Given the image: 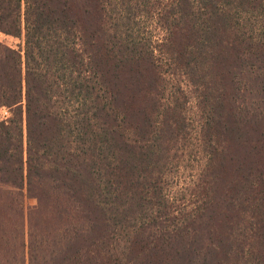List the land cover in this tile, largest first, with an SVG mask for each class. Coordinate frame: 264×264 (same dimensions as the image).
Listing matches in <instances>:
<instances>
[{
    "label": "trees",
    "instance_id": "trees-1",
    "mask_svg": "<svg viewBox=\"0 0 264 264\" xmlns=\"http://www.w3.org/2000/svg\"><path fill=\"white\" fill-rule=\"evenodd\" d=\"M23 31L0 182L37 204L0 264H264V0H0Z\"/></svg>",
    "mask_w": 264,
    "mask_h": 264
},
{
    "label": "rangeland",
    "instance_id": "rangeland-1",
    "mask_svg": "<svg viewBox=\"0 0 264 264\" xmlns=\"http://www.w3.org/2000/svg\"><path fill=\"white\" fill-rule=\"evenodd\" d=\"M0 41L12 46L16 49L23 50L25 47V31L19 37L6 35L0 32ZM199 109L197 108L196 98L193 93L190 94V102L186 105V113L189 117L198 118ZM11 115L8 108L3 107L0 110V120L6 119ZM189 170L180 169L179 175L171 177V182L176 185V190L179 191L177 198L182 202L181 198H187L189 200V193L187 195L183 189L187 183L185 177L190 174ZM182 190V191H181ZM22 204L25 214L37 204V200L33 197L27 196L26 190L24 193L20 189L4 185L0 182V221H2V227H0V249L4 245V238L8 234V238L13 241L12 231L15 230L17 225H20L22 219L20 218L19 206ZM20 212V213H19ZM3 233V234H2Z\"/></svg>",
    "mask_w": 264,
    "mask_h": 264
}]
</instances>
